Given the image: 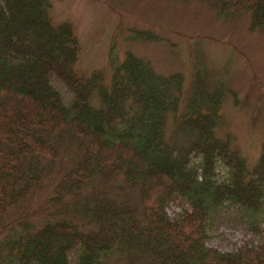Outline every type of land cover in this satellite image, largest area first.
Listing matches in <instances>:
<instances>
[{"label":"trees","instance_id":"1","mask_svg":"<svg viewBox=\"0 0 264 264\" xmlns=\"http://www.w3.org/2000/svg\"><path fill=\"white\" fill-rule=\"evenodd\" d=\"M183 1L220 20L250 12L248 32L264 33V0ZM50 9L49 0H0V264H264V153L250 166L218 137L225 97L235 96L221 75L194 65L182 110L183 76L157 74L131 52L110 56L108 87L98 74L82 79L71 69L73 28L52 23ZM130 37L157 39L148 30ZM68 159L53 194L32 202ZM117 177L136 189L140 210L111 195ZM29 198L31 209L11 218ZM223 208L257 243L207 246Z\"/></svg>","mask_w":264,"mask_h":264},{"label":"rangeland","instance_id":"2","mask_svg":"<svg viewBox=\"0 0 264 264\" xmlns=\"http://www.w3.org/2000/svg\"><path fill=\"white\" fill-rule=\"evenodd\" d=\"M52 23L67 21L78 41V56L72 71L82 79L98 74L100 83L108 87L112 75L110 56L122 61L131 52L162 76L179 73L183 76L179 109L186 103L192 82V71L198 63L215 78L218 74L235 96H226L220 110L216 133L231 150L246 158L251 166L264 153V33H250L247 28L250 12L237 11L231 18L220 20L215 10L199 1L183 0H49ZM132 30H148L157 36L154 41L131 39ZM197 59V60H196ZM65 97L62 83L53 82ZM97 102L96 91H93ZM167 134L171 124L168 121ZM75 159L57 164L47 187L32 202L51 196L59 179ZM98 179L85 187L89 192ZM113 197L127 201L140 210L136 189L117 177L110 181ZM91 192V191H90ZM34 203L29 198L21 209H14L11 218L21 216ZM184 204L169 206L175 216ZM31 209V208H30ZM40 217L29 221L38 224ZM207 246L230 252L246 241L257 243L245 224L231 208L220 209L208 224Z\"/></svg>","mask_w":264,"mask_h":264}]
</instances>
